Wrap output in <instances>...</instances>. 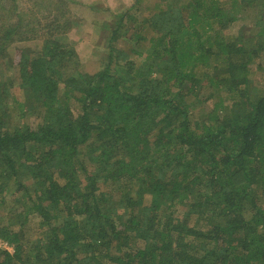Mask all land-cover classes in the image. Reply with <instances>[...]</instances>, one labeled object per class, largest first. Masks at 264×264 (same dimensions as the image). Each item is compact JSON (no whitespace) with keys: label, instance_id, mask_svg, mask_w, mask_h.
I'll use <instances>...</instances> for the list:
<instances>
[{"label":"trees","instance_id":"trees-1","mask_svg":"<svg viewBox=\"0 0 264 264\" xmlns=\"http://www.w3.org/2000/svg\"><path fill=\"white\" fill-rule=\"evenodd\" d=\"M67 1L0 0V264H264V0H106L92 73Z\"/></svg>","mask_w":264,"mask_h":264},{"label":"rangeland","instance_id":"rangeland-1","mask_svg":"<svg viewBox=\"0 0 264 264\" xmlns=\"http://www.w3.org/2000/svg\"><path fill=\"white\" fill-rule=\"evenodd\" d=\"M156 1L158 2L159 0H142L143 6L148 7L146 12L150 11V4L153 5ZM132 2L133 0H117L115 9H117V11L124 10ZM67 3L69 15L74 22L73 25L77 24L76 29H74L73 33L70 35L71 38H75L73 40L76 41V49L80 64L85 71L92 73L101 66V57H99L98 54H94V51L96 49V43L100 38V34H98L99 26L102 20L109 18L105 11L99 9V5L102 7L106 5V0H73L71 2L68 0ZM25 5L27 6L28 4ZM30 45L31 42H26V46ZM260 63L262 64L263 70H259V72L255 74L256 80L254 79V82L264 84V55H262ZM6 247L8 249L12 248L9 245Z\"/></svg>","mask_w":264,"mask_h":264}]
</instances>
